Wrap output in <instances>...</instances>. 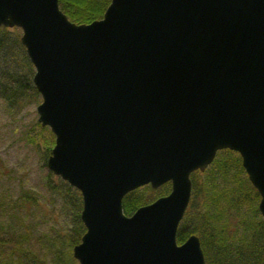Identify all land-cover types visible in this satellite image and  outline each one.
<instances>
[{
  "label": "water",
  "instance_id": "95a60500",
  "mask_svg": "<svg viewBox=\"0 0 264 264\" xmlns=\"http://www.w3.org/2000/svg\"><path fill=\"white\" fill-rule=\"evenodd\" d=\"M18 25L54 134L46 165L79 189L77 264H205L175 231L190 172L238 152L264 221V0H109L70 20L57 0H0ZM170 188L122 210L143 184Z\"/></svg>",
  "mask_w": 264,
  "mask_h": 264
},
{
  "label": "rangeland",
  "instance_id": "374dc122",
  "mask_svg": "<svg viewBox=\"0 0 264 264\" xmlns=\"http://www.w3.org/2000/svg\"><path fill=\"white\" fill-rule=\"evenodd\" d=\"M20 33L18 25L0 24V264H77L71 247L84 228L79 217L81 195L46 165L54 134L37 120L35 107L41 96L32 82L34 67ZM19 84L22 90L16 92ZM226 155L223 147L213 158ZM213 165L211 160L199 175L214 187L247 178L242 165L239 169L231 164L224 176ZM152 188L157 196L166 193L170 183ZM145 189L146 184L139 185L133 194H143ZM202 198L201 194L195 199L200 203ZM195 205L188 225L194 222Z\"/></svg>",
  "mask_w": 264,
  "mask_h": 264
},
{
  "label": "trees",
  "instance_id": "16d2710c",
  "mask_svg": "<svg viewBox=\"0 0 264 264\" xmlns=\"http://www.w3.org/2000/svg\"><path fill=\"white\" fill-rule=\"evenodd\" d=\"M108 1L57 0V3L70 20L88 22L101 16ZM14 88L16 92L22 90L20 84ZM226 150V157L212 159L214 168L220 170L223 176L231 164L241 169L240 156L227 148ZM199 174L198 169L190 172L191 192L177 224L176 241H182L190 232L197 233L205 264H264V221L254 204L259 197L255 187L245 176L236 178L228 186L214 187L201 179ZM133 190L134 188L122 196L124 213L156 197L151 193L154 189L149 184H146L143 194H133ZM201 194L203 198L197 203L195 198ZM194 203V222L188 225L186 221L188 217L189 220L191 218ZM83 229L82 227L80 231ZM73 241L77 242L78 238L75 237Z\"/></svg>",
  "mask_w": 264,
  "mask_h": 264
}]
</instances>
